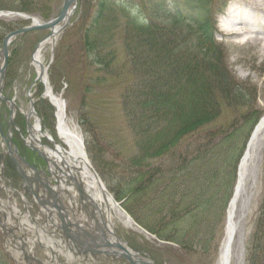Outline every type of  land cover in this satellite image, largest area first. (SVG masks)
I'll list each match as a JSON object with an SVG mask.
<instances>
[{
  "label": "trees",
  "instance_id": "16d2710c",
  "mask_svg": "<svg viewBox=\"0 0 264 264\" xmlns=\"http://www.w3.org/2000/svg\"><path fill=\"white\" fill-rule=\"evenodd\" d=\"M140 1L99 0L102 9L85 34L83 46L86 55L94 54L106 72L107 85L120 87L119 106L135 136L136 154L128 162V171L134 174L125 183L127 195L146 197L154 186L161 190L163 201L143 203L148 223L145 220L142 228L160 241L186 249L194 246L196 237L189 231L190 224L187 232L191 235L177 236L179 225L186 218L195 219L197 213L209 212L212 189L217 187L216 196L232 187L242 153L236 142L245 138L260 115L250 111L253 93L237 85L228 72L213 25L182 27L177 22L180 16L175 10L182 4L203 0ZM10 2L11 11L32 12L29 2L17 7H13L15 0ZM169 5L174 11L166 8ZM156 8L167 11L159 14ZM98 20L107 23L99 27ZM0 25L3 32L9 29L5 27L9 24ZM94 33L96 37L89 40ZM114 37H119L121 49L115 46ZM125 72L131 74L126 81L122 79ZM228 109L235 120L218 125ZM202 176L206 177L203 187L196 192L187 190V182H197ZM109 191L121 201L123 191L115 196L117 192ZM132 208L124 209L130 214ZM168 214L173 218L168 219ZM260 240L264 238L256 227L246 248V264H264V241L259 246ZM0 264H10L1 250Z\"/></svg>",
  "mask_w": 264,
  "mask_h": 264
},
{
  "label": "rangeland",
  "instance_id": "374dc122",
  "mask_svg": "<svg viewBox=\"0 0 264 264\" xmlns=\"http://www.w3.org/2000/svg\"><path fill=\"white\" fill-rule=\"evenodd\" d=\"M10 1L0 0V10L10 11L12 9ZM133 1L141 3L140 0ZM187 1L189 0H180L181 3ZM28 2L31 3L29 8L32 12L25 14L42 23L58 14L64 0H15L13 7ZM101 9L99 0H78L67 29L55 37L53 45H47L44 48L42 64L47 68V80L53 94L62 95L67 116L73 119L80 130L91 166L104 182L107 190L112 188L118 193L114 196L120 195L119 193L123 191L119 203L123 208L131 209L134 206L129 212L134 215L132 218L136 219L138 225L140 224L139 227H143L145 220L148 223V215L144 213L143 203L147 199L153 203L163 201L160 198L162 194L161 190L155 186L150 188L146 197H142V194L127 195L126 193L125 183L130 181L129 175L134 174V171L131 173L128 171L130 169L128 162L132 161V157L136 154L135 136L129 129L127 117L119 106L120 87L111 88V84L107 85L106 72L96 63L94 54L86 55V48L84 49L83 46L84 36L91 28L97 11ZM154 11L161 14L165 9L156 8ZM175 12L180 16L177 22L182 27L205 22L214 26L216 34L214 38L222 49L228 72L237 85L245 86L253 93L250 98V111L254 110L262 117L264 114V0H203L198 4L193 2L182 4ZM44 14L46 18H43ZM0 22L9 24L5 26L9 28L6 32L2 31L4 28L0 25V47L7 33L30 24L29 20L18 17L0 19ZM103 22L107 23V20H98L99 27H102ZM98 33L100 35L101 31ZM47 34L46 31H38L19 36L11 41L8 46L7 67L1 82V96L13 102V123L20 130V134L16 130L12 132V141L19 153L26 157L28 153L24 151L22 139H26L24 115L29 110V100L34 105L42 129L49 133L53 132V107L46 100H41L43 89L39 84L31 89L36 77L31 58L35 46ZM92 36H88L89 40L95 38L96 34ZM114 43L121 49L119 37H114ZM1 63L0 57V66ZM87 63L90 65L87 66ZM125 74L122 79L126 81L131 74L127 72ZM9 108L10 104L7 101L0 103V126L3 131L7 129ZM233 120L235 118L232 116V111L228 109L217 124L227 126L226 124ZM33 121L34 119H30L32 124ZM245 134V138L240 140L239 144L236 142L237 147L241 146L240 151L246 144L250 130H247ZM240 138L241 136L238 139ZM41 141L49 145L45 139ZM40 167L43 168V165L41 164ZM255 170L256 187L246 207L249 220L242 245V264H245V250L259 218L261 222H258L257 227L261 231V237L264 238V211L262 215L259 213L261 208L264 210V147L259 153ZM204 180L206 177L202 176L197 182H187V190L191 188L194 192L198 191L203 187ZM216 188L212 189V204L209 212L197 213L195 219L186 218L177 229V236H180L189 230L190 225L192 226L189 231L196 237V243L193 242L192 247L181 249L177 245L168 246L165 242L157 240L155 235L157 239L150 234L146 237L133 229H124L120 225H115L113 228L121 240L128 242L129 248L130 245L135 249L140 248L149 253L152 260V255L155 253V257L170 261L171 264H215L224 237L226 204L231 192L229 188L224 193L222 190L214 196V193L218 191ZM2 197L3 193L0 191V198ZM19 209H21L20 205ZM167 217L173 218L172 214H168ZM150 218L152 219V216ZM196 221L199 223L192 225ZM190 233L186 234L191 235ZM263 241H259V246ZM37 255L43 257V252L39 248H37ZM59 260L61 261V258ZM119 262L121 263V260H114L109 264H120ZM231 264L237 263L233 261Z\"/></svg>",
  "mask_w": 264,
  "mask_h": 264
},
{
  "label": "bare ground",
  "instance_id": "6f19581e",
  "mask_svg": "<svg viewBox=\"0 0 264 264\" xmlns=\"http://www.w3.org/2000/svg\"><path fill=\"white\" fill-rule=\"evenodd\" d=\"M223 30L225 31V29ZM50 44L51 39L38 45L36 52L33 54L31 65L35 73L41 75L38 83L43 89L42 98L49 102L54 110L53 132L44 131L41 127V122L36 120L32 124L28 140L41 141V139H45L53 144V149L44 148L48 156L47 159L52 162V165L55 164L63 169L64 179L68 177L72 180L70 181L71 186H69L72 195H75L73 189L76 190V186L81 188L85 202L94 206L96 214L104 219L112 232L115 225H120L124 229L132 227L130 218L112 203L105 189L103 190L97 184L94 175L87 168L86 157H84L80 146L79 129L73 119L67 116L62 98L54 95L49 86L47 74L44 70L45 66L42 64V57L44 48ZM263 147L264 117L262 122L256 127L242 157L235 195L227 209L224 238L215 264H231L233 261L237 264H242V245L246 237V227L249 220V212L246 211V207L256 187L255 166ZM72 208L75 209V204H73ZM98 215L94 218H100ZM4 226L5 228L10 227L11 221L9 225L5 224ZM5 241L9 245V253L17 258L19 249L22 248L12 243V238L9 236H6Z\"/></svg>",
  "mask_w": 264,
  "mask_h": 264
},
{
  "label": "water",
  "instance_id": "95a60500",
  "mask_svg": "<svg viewBox=\"0 0 264 264\" xmlns=\"http://www.w3.org/2000/svg\"><path fill=\"white\" fill-rule=\"evenodd\" d=\"M76 3V0H64V3L62 5V8L59 12V14L54 17L53 19L49 20L48 22L46 23H42V24H39L36 20L32 19V22L29 26H26V27H23L21 29H18V30H15V31H12L10 33H8L4 38H3V41H2V45H1V50H0V56L2 57L3 59V64L0 68V81L3 79V76H4V71H5V68H6V64H7V57H8V53H7V47L9 45V43L11 42V40L17 36H20V35H23V34H26V33H29V32H34V31H43V30H50V34L49 36H53L56 32L57 29H55L58 25L60 24H63L62 26V29L67 25L68 23V19H69V15L72 13L73 9H74V5ZM9 16H12L11 13H2L0 12V17H9ZM19 17H23V18H26L25 16L23 15H17ZM48 36V37H49ZM47 37V38H48ZM38 46V45H37ZM37 46L35 47V50L37 49ZM41 79V75L37 76L36 81L40 80ZM0 99H2L0 97ZM30 113H33V105L30 103ZM28 115V116H29ZM262 122V121H261ZM260 123V122H259ZM258 123V124H259ZM27 127H28V133L30 132L29 129H30V126L29 124H27ZM80 146H81V149L83 151V154H84V157H85V152H84V148H83V144H82V141L80 140ZM30 149H32V151H35L36 153H38L39 157L45 159V157L43 156V154H41L38 150L36 151L35 148H33L32 146H30ZM87 164V168L90 170V172L94 175L95 177V180L97 181V184L104 190V187L101 183V181L99 180V178L97 177V175L95 174L94 170L92 169V167H90L88 165V163L86 162ZM47 187V185H46ZM48 188V187H47ZM77 191L80 195V198H83V193H82V190L79 186H77ZM54 202H53V206L57 209H59L57 207V205L55 204V198H54V195L50 192L49 193ZM108 197L111 199L112 203L122 212L125 214V212L120 208V206L115 203V201L111 198V196L107 193ZM126 215V214H125ZM90 216L93 217V213L91 212L90 213ZM58 217L59 219H61V215L58 214ZM104 226V231L107 233V235L112 238L113 237V233H111L110 231H108L104 225V223L102 224ZM65 230V228H63ZM100 234L103 236L104 235V232L100 230ZM72 243L74 244V239H72ZM109 246V244H108ZM114 246L119 249L120 253H118L119 256H121L122 258H124L127 262H129L130 264H152L150 262H144L142 261L138 256H134L132 254H130L129 252H127L125 250V248H123L121 245L119 244H116L114 243Z\"/></svg>",
  "mask_w": 264,
  "mask_h": 264
},
{
  "label": "flooded vegetation",
  "instance_id": "af4514ba",
  "mask_svg": "<svg viewBox=\"0 0 264 264\" xmlns=\"http://www.w3.org/2000/svg\"><path fill=\"white\" fill-rule=\"evenodd\" d=\"M109 261H110V260H109V259H107V263H109Z\"/></svg>",
  "mask_w": 264,
  "mask_h": 264
}]
</instances>
